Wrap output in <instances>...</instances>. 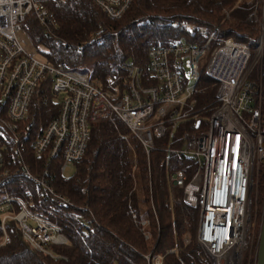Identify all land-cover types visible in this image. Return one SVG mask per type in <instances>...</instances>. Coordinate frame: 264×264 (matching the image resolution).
<instances>
[{
    "label": "built area",
    "instance_id": "2783aa9c",
    "mask_svg": "<svg viewBox=\"0 0 264 264\" xmlns=\"http://www.w3.org/2000/svg\"><path fill=\"white\" fill-rule=\"evenodd\" d=\"M52 0H0V248L12 241L14 223L31 250L60 258L52 247L64 246L60 226L34 211L36 203L55 210L74 208L58 193V173L68 178L90 142L97 120L118 119L141 145L147 159L154 151L187 164L167 173L169 197L197 211L196 241L210 264H257L264 213L258 204L257 178L264 165V105L251 79L262 69L264 0L256 48L232 38L210 44L179 42L153 46L146 70L125 61L122 86L94 85L84 66L52 65L30 51L25 32L29 18L54 36L58 24L48 7ZM109 20L120 19L133 0H90ZM201 74L217 85L216 108L198 107L195 92ZM43 91L45 93H43ZM47 94L58 104L56 116L44 127L28 121L35 98ZM30 185V187H29ZM180 191V199L174 196ZM144 239L155 235L141 222ZM191 232L182 242L188 245ZM161 253L145 256L147 264H164L176 255L167 242Z\"/></svg>",
    "mask_w": 264,
    "mask_h": 264
},
{
    "label": "trees",
    "instance_id": "16d2710c",
    "mask_svg": "<svg viewBox=\"0 0 264 264\" xmlns=\"http://www.w3.org/2000/svg\"><path fill=\"white\" fill-rule=\"evenodd\" d=\"M259 0H133L118 20H109L90 0H52L48 7L58 27L50 36L31 18L25 26L34 48L52 65L84 66L90 81L107 89L109 81L122 86V64L130 61L146 70L153 46L179 42L210 44L232 38L250 48L260 36L255 16ZM200 28H190L188 25ZM262 69L251 79L260 88L264 105V49ZM217 85L204 74L197 84L198 107L209 115L217 106ZM43 93H45L43 91ZM46 102L35 98L28 121L44 127L58 112L49 94ZM186 158H169L154 151L149 160L141 145L118 119L97 120L82 160L68 178L55 174V190L68 197L74 208L55 210L50 203H36L37 213L56 222L67 239L52 247L53 259L31 250L14 223L10 244L0 248V264H147L145 256L161 253L158 244L144 239L141 222L158 227L164 240L177 246L176 255L164 264H210L196 241L197 211L169 197L167 173L187 164ZM257 178L258 204L264 198V165ZM30 187V185H29ZM191 232V241L182 239Z\"/></svg>",
    "mask_w": 264,
    "mask_h": 264
},
{
    "label": "rangeland",
    "instance_id": "374dc122",
    "mask_svg": "<svg viewBox=\"0 0 264 264\" xmlns=\"http://www.w3.org/2000/svg\"><path fill=\"white\" fill-rule=\"evenodd\" d=\"M260 2H261V0H259ZM261 4V3H260ZM261 12H262V10H261ZM261 16V15H260ZM259 19L261 18V17H258ZM190 28H200L199 26H197V25H195V24H189L188 25ZM201 30H204L203 28H200ZM264 36V35H263ZM259 38V37H258ZM258 38H257V40H258ZM256 40V41H257ZM29 48V50L30 51H35L36 49L35 48H32V47H28ZM256 48V42H255V47L253 48V50ZM35 49V50H34ZM252 49V48H251ZM263 49H264V37H263V44H262V48H261V50H262V56H263ZM37 51V50H36ZM36 56L38 57V58H43L42 57V55L37 51V53H36ZM262 56H261V58H262ZM74 174V172L73 171H71V175L70 176H72ZM69 177V176H68ZM174 196H175V198L177 199V200H179L180 199V191L179 190H177V191H175V193H174ZM156 228L157 227H154L153 225H151V228H150V230H151V232H152V235L154 236L155 235V232H156ZM157 242V240H156V237H154L153 239L151 238V239H149L148 240V244H149V246L152 244V243H156ZM168 242V241H167ZM167 242H164V241H160V242H158L159 243V246L163 249L162 251H164V248L165 247H167L168 245H167ZM169 243V242H168ZM165 260H166V258H165ZM165 262V261H164Z\"/></svg>",
    "mask_w": 264,
    "mask_h": 264
},
{
    "label": "water",
    "instance_id": "95a60500",
    "mask_svg": "<svg viewBox=\"0 0 264 264\" xmlns=\"http://www.w3.org/2000/svg\"><path fill=\"white\" fill-rule=\"evenodd\" d=\"M257 264H264V213H263L262 226H261V232L259 238Z\"/></svg>",
    "mask_w": 264,
    "mask_h": 264
}]
</instances>
